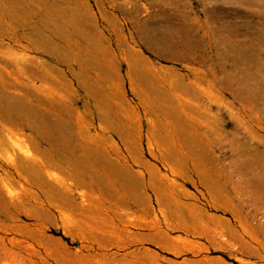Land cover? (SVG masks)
<instances>
[{
  "label": "rangeland",
  "instance_id": "rangeland-1",
  "mask_svg": "<svg viewBox=\"0 0 264 264\" xmlns=\"http://www.w3.org/2000/svg\"><path fill=\"white\" fill-rule=\"evenodd\" d=\"M0 264H264V0H0Z\"/></svg>",
  "mask_w": 264,
  "mask_h": 264
}]
</instances>
